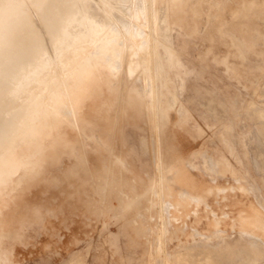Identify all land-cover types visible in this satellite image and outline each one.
Listing matches in <instances>:
<instances>
[{
	"label": "rangeland",
	"instance_id": "obj_1",
	"mask_svg": "<svg viewBox=\"0 0 264 264\" xmlns=\"http://www.w3.org/2000/svg\"><path fill=\"white\" fill-rule=\"evenodd\" d=\"M24 1L50 55L0 86V264H167L169 252V264L220 258L218 251L239 237L229 224L211 240L194 235L214 231L216 219H236L239 207L230 193L219 204L197 202L200 190L188 184L199 178L212 183L209 195L218 186L236 190L224 187L237 180L255 182V195L235 199L255 202L253 228L264 236L255 220L264 207V135H256L261 119L250 114L253 103L264 111V9L248 12L264 0H191L172 10L171 0H144L157 12L167 8L172 34L164 41L171 52L163 100L158 86L146 84L145 69H132L139 53L130 44L145 36L130 40L124 26L139 21L120 8L122 0H110L101 14L77 0ZM141 1H132L133 15ZM39 8L55 18V29ZM238 11L244 15L232 20ZM140 21L151 22L150 9ZM15 34L29 36L18 27ZM85 77L105 82L99 101L82 103L92 120L87 130L77 129L68 105V89ZM100 102L106 107L97 112ZM233 258L215 264H252L242 254Z\"/></svg>",
	"mask_w": 264,
	"mask_h": 264
},
{
	"label": "bare ground",
	"instance_id": "obj_2",
	"mask_svg": "<svg viewBox=\"0 0 264 264\" xmlns=\"http://www.w3.org/2000/svg\"><path fill=\"white\" fill-rule=\"evenodd\" d=\"M77 1H79L82 4H84V7L87 10H89L91 13L93 12V13H96V14H101L100 7H105V6L106 7H110V3H111L110 0H77ZM132 1L133 0H122V4H124L125 6H123V7L121 6L120 8L126 14H128L129 16H134V19L139 21V26L135 25V24H130V25L127 24L128 28L126 26H124V27L127 30V35L130 37V40H138L139 37H144L145 36V38L142 41H140V43H133L132 42L130 44L131 47H132L131 50L134 49V50H136V52L139 53L136 58L134 57L135 60H133L134 63L132 65L133 66L132 69L143 67L145 69L146 76H147L146 80H145L146 84H149L151 87L153 85L158 86L159 92L158 93L156 91L155 92L157 93L159 99L163 100V99L166 98V94L168 93L167 89H166L167 83H166L165 74L167 73L166 63H167V61L169 59V53L171 52V50L169 51L168 46H167V44H165L164 41H167L168 37L170 35H172L170 33L169 27H168L169 22H168V17H167V12H166L167 8L163 7L160 11L157 12L153 6H150V7L146 6V4L143 2L144 0H142L141 2H139L140 4L136 7L135 14L133 15L131 13V11H132ZM156 1L157 0H149V2L152 5ZM189 1H191V0H171L170 9L172 10L173 6H175V5L188 4ZM209 2H210V0H209ZM36 3H38V2H36ZM137 3H138V1H137ZM222 3H225V1H223ZM207 7H208V5H207ZM259 8L260 9H264V4L261 5L260 7L259 6H257L256 8L254 7V9L249 8L248 12L254 11V10L259 9ZM148 9L151 10V22H149V23L146 22L145 24H143L140 20H142V18H144L145 20L147 19V10ZM13 11L16 12V13L14 14ZM37 12H38L40 18L45 20V24L47 25V27H51V28L55 29V24H56L55 23V18L46 16L45 13L41 12V8H39ZM243 13L239 12V11L233 13L232 16H231L232 20L240 18V16L244 15ZM102 15H103V13H102ZM208 15H210V14H208ZM116 17H118V16H116ZM208 19H210V17ZM12 26H14V27H12ZM15 27L16 28L18 27L19 29H22V31H24V32L26 31L27 32V34L29 36H28V38L25 41H23L24 39L23 40L21 39L22 37L20 39H17L16 34H15V30H16ZM146 29H149V31L147 32ZM57 30H60V29H57ZM53 33L57 34V32H52V34ZM23 35L24 34L22 33V36ZM57 37H59V35ZM136 38H138V39H136ZM63 40H66V39H63ZM61 43H62V41H61ZM48 55H50V50H49V48L47 46V43H46L45 39L42 38L39 34L36 33V31H35V23H34L32 18L28 14V9L26 7L25 1L24 0H0V66H1L0 67L1 68L0 69V86H2L5 83H6V85H9L11 83L9 80L10 79L15 80L17 78L19 72L21 71V69L27 67L31 62L35 61L36 59H41V58H43L45 56H48ZM119 64H120V62H119ZM119 64L115 63V65L113 66L115 70L119 69V67H118ZM153 68H155L156 70L153 71ZM139 70H140V68H139ZM119 74H120V72H119ZM139 82H141V81H139ZM104 83L105 82L103 80H101V79L86 78L85 77V79L82 82L80 81L74 87L68 89V105L73 110V112L76 114L77 121L79 123V126L77 127V129L87 130V129L92 127L91 118L90 119L86 118L84 116L83 112H82V103L87 101V100L94 101V102L99 101L100 98H101V95H102L103 87L105 86ZM176 103H177V101L175 100V102H174V100H173V101L169 102V105H170V107H175ZM255 106H256V104L253 103V108H251L253 110L250 111V114H251L252 117H258V119H261L260 120L261 122L255 123L254 130L257 133L256 135L262 136V135H264V111L256 109ZM105 107H106V104L103 103V102H100L99 105H98L97 112L102 111L103 108H105ZM58 108L59 107H56V106H52L51 107V111L54 113V115L59 113ZM209 111H210V109H209ZM212 111L214 113L215 110H212ZM212 111H210V112H212ZM227 134L228 133H226L225 135L227 136ZM143 139H145V138H143ZM229 139L230 138H228V140ZM257 140L255 142H257ZM99 141L101 143H105L102 140H99ZM144 142H145V144H147L146 140H144ZM158 142H159L158 143L159 144V150H161V141L159 139H158ZM243 143H244V145H246L245 142H243ZM263 143H264V141H263ZM229 145H231V144H229ZM145 147H147V145ZM221 158L224 160V163L229 164V162L227 161L226 157L221 156ZM253 158H255V157H253ZM117 161L120 164L123 163V161L121 159H118ZM189 164H190V161H189ZM259 164L260 163L258 162V165ZM189 166H191V165H189ZM207 166H209L210 169L212 170V166L213 165L211 166V164H208ZM222 168H224V167H222ZM260 170L262 171L263 169H260ZM223 172H225V171H223ZM227 173H228L227 175H230V172H227ZM260 176H262V175H260ZM166 179H167L166 176H164V175L161 176V179H160V181H161L160 185L161 186L160 187L158 186L159 187V188H157L158 190L161 191L163 189L162 185L163 184L165 185V180ZM151 185H152V183H151ZM240 189L241 190H245V188H243L241 186H240ZM151 190L154 192V191H156V188H154V189L152 188ZM184 195H188V193H185ZM260 205H262V204H260ZM263 209H264V207H263ZM263 209L259 208V210L261 212H258V214L256 215V219L255 220H256V224L264 230V210ZM196 235L199 236V237H202V238H206L208 240L211 239L210 236H207L204 233L203 234L197 233ZM162 236H163V234H162ZM213 236H215V234ZM254 238H255V249H259V250L255 251V252L260 251V254L261 253L263 254L262 247H263V244H264V236H262V235H260V234H258L257 232L254 231ZM243 241H244V239H243ZM250 244H253V242H250ZM249 247H251V246H249ZM253 247H254V245H253ZM253 247H252V249H253ZM207 248L205 250H207ZM218 250H219V248H218ZM261 250H262V252H261ZM161 251L162 250L159 247L158 252L160 253ZM230 251H232V249ZM233 251H234V249H233ZM253 254L255 255L254 252H253ZM263 256H264V254H263ZM168 257H169V255H168ZM246 257H247V255H246ZM252 259H253V257H252ZM254 259H255V257H254ZM258 259H261V258H258ZM163 260H165V259L163 258ZM205 260H206V262L209 261V259H205ZM162 262H160V263L162 264ZM254 262L255 261H253V263ZM257 262H259V261L256 260V263ZM158 263H159V261H158ZM207 264H212V262H210V263L208 262Z\"/></svg>",
	"mask_w": 264,
	"mask_h": 264
},
{
	"label": "crops",
	"instance_id": "obj_3",
	"mask_svg": "<svg viewBox=\"0 0 264 264\" xmlns=\"http://www.w3.org/2000/svg\"><path fill=\"white\" fill-rule=\"evenodd\" d=\"M211 181H214V180H211ZM248 182H250L249 179L246 180L245 184L243 182H242L243 184L238 183V181L235 182L234 184H228V186L224 187V188L227 189V188L230 187V188H235L236 190H234V191H232V190L225 191V193L224 192H217V189L223 188L221 186H218L217 188H215L216 189L215 190L216 193L214 195L206 194V192L208 191L207 187L208 186L210 187L212 185V183L209 180H207V179L199 178V179L196 180V182L194 184H188V186L199 188V190H200L199 196H198L199 200L197 202L200 203V202L208 201L211 198H215L217 200L216 203L219 204L220 201H221L219 196L220 195H225L227 193H230L231 195H235V198H237L239 193H242V194L243 193H253V195H255V193H254L255 182H250L249 186L247 184ZM164 186H166V185H164V184L162 185V187H163L162 193L163 194L157 196V197H160L159 198L160 200H163L164 199L163 197H165V195H166ZM240 186L245 188V190H242V191L240 190L239 191L237 188L240 187ZM183 197H185V196H183ZM235 198H233L235 206L239 207V214L237 215L236 219H234L232 217H227L228 219H226V220H218V219H216V220H214V227H213L214 231L209 230V229H211V227H209V229L206 228V229H204V231L197 232L199 234H203L204 233V234L209 235V236L212 235V234H215L216 236H218L219 234L223 233V230H222L223 225L224 224H229L230 228L234 229V232L239 235L237 240H234L225 249H221V251H219L218 255L220 256V258L219 257H215L214 259L213 258H207L206 256H202L201 253H199V255H201V257H202L201 260H203L204 263L206 262L205 259H209V261H207L206 264L208 262L209 263L212 262V264H215L217 262V260L220 259L221 261H223V259L226 258V257H231V258L234 257L233 259H235L239 254L244 255L245 256V260H249V262L252 263V264H260L261 262L262 263L264 262V257H263L262 260L259 263H256V259H254L255 255L253 254V252L255 253V250H256L255 249L254 228H253V220H254V216H255V202L250 200L247 203V202H242L241 200L235 199ZM225 199H226V196L224 197V200ZM240 210H241V212H240ZM245 221H246V228L244 229V227L241 228V225H244ZM240 229H242V230H240ZM164 233L166 234L167 239H171L172 238L170 236V233H168V230H164ZM194 236H197V235H194ZM204 239H206V238H204ZM243 239H244V241H243ZM184 242L185 241H183V245L187 244L186 242L185 243ZM250 242H253V244H250ZM253 245H254V247H253ZM249 246H251V247H249ZM252 247H253V249H252ZM184 248L187 249V247H184ZM229 249L230 250L232 249V251H230ZM233 249H234V251H233ZM192 250H193V248H192ZM262 250H263V254H264V244H263ZM168 255L171 258V256H170L171 252L167 253V257H168ZM193 255H195V254L193 253ZM246 255H247L248 258L246 257ZM215 256H217V254ZM169 257L167 258V264L171 263V259ZM252 257H253V259H252ZM253 261H255V262L253 263Z\"/></svg>",
	"mask_w": 264,
	"mask_h": 264
}]
</instances>
